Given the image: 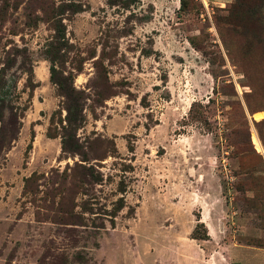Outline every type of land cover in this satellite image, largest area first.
Returning <instances> with one entry per match:
<instances>
[{
  "label": "rangeland",
  "instance_id": "1",
  "mask_svg": "<svg viewBox=\"0 0 264 264\" xmlns=\"http://www.w3.org/2000/svg\"><path fill=\"white\" fill-rule=\"evenodd\" d=\"M63 1L0 0V264H264V0Z\"/></svg>",
  "mask_w": 264,
  "mask_h": 264
},
{
  "label": "trees",
  "instance_id": "2",
  "mask_svg": "<svg viewBox=\"0 0 264 264\" xmlns=\"http://www.w3.org/2000/svg\"><path fill=\"white\" fill-rule=\"evenodd\" d=\"M61 3L58 4L55 7H52L51 12H50V16L48 18V22L52 23V27H53V31H54V39L55 41H57L58 43H64L65 42V28L63 25V16L66 14V12H71V13H78L80 11L79 6H77V4L74 3H66L63 0H60ZM240 8V5H237L236 3L232 4V9L235 10L233 12H237V10ZM261 50H264V40L261 42V45L259 46ZM81 69H77V71H80ZM55 73L56 70L54 68V66L50 67V79L51 81L57 86L58 89V95L61 96L65 102H63L64 107H65V111H66V115L64 117V120L61 119V111H56L53 113L52 117H51V122L53 123V119L56 116V114L60 115V118H58V125L60 128V133L56 134H52L50 128L48 129L47 135L49 138H56L57 136L60 135L61 137V151L62 153H66L68 151V149H70L68 147V144L70 145V143H72V145L74 146V149L78 146L77 142L75 141L76 137L75 135H73V132H77V130L79 128L82 127V124L84 122V118H83V114H82V107H81V97H80V93L73 87V82L71 80V76H62V80L61 81H55ZM69 81H70V85H69ZM72 82V84H71ZM31 83V82H30ZM35 84H31V86H29L30 89H32V87ZM247 111L250 114H254L255 110H253L248 102H247ZM256 131L258 133V136L263 144L264 147V120L260 121V122H254ZM56 135V136H55ZM31 145H28L27 149H30ZM128 149L130 152L133 151V145L129 144L128 145ZM75 151V150H72ZM68 170H70V172L73 173H78L80 170V173L82 174V176L84 177H94L96 179L99 178V176H94L93 175V171L91 167H85L81 164H75L74 167L72 168H67L66 170H64V174H66L68 172ZM34 176V174H32V176H30L29 178H27V180H30L32 177ZM120 192L124 191L123 189L120 188L119 190ZM124 207V201L123 198H119V200L117 201V206H116V210H120ZM65 215H72V214H65ZM200 221V220H199ZM195 239V238H194Z\"/></svg>",
  "mask_w": 264,
  "mask_h": 264
}]
</instances>
